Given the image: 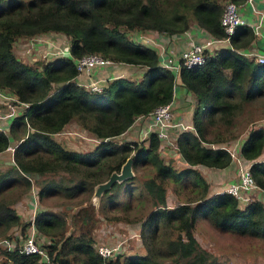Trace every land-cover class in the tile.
<instances>
[{
  "label": "trees",
  "instance_id": "trees-1",
  "mask_svg": "<svg viewBox=\"0 0 264 264\" xmlns=\"http://www.w3.org/2000/svg\"><path fill=\"white\" fill-rule=\"evenodd\" d=\"M224 2L0 0V88L28 102L25 109L8 118L4 129L0 128V151H6L10 139L16 141L11 154L14 162L3 161L0 168V235H7L12 227L19 228L14 234L25 235L33 224L49 251L51 264H232L219 259L197 239L194 230L200 218L218 231L264 240V200L255 195L241 203L228 191L210 192V182L194 166L225 167L232 162L231 154L219 142L238 133L234 98L240 93L242 99H249L263 89L264 62L241 51L258 36L250 24L236 26L230 46L207 50L203 63L182 64L178 70L195 98L194 128L180 130L175 139L185 166L176 168L163 159L154 131L142 141L115 138L139 115L173 95L174 69L160 64L153 44L133 39L130 32L152 30L171 35L196 23L209 35L222 37L226 34L220 20ZM47 32L66 35L72 57L60 55L33 63L16 53L20 38ZM90 51L144 68L138 77L119 75L102 90H90L75 80L73 59ZM71 121L99 138L93 149L67 148L58 139L56 132ZM238 151L252 161L251 174L264 190V124L252 122ZM130 154L134 170L145 164L153 168L142 180L139 192L146 198V211L136 216L141 221L143 252L102 256L95 244L97 214L106 216L104 212L113 207L125 181L130 193L135 190L133 177L115 181L103 192L97 207L88 198L94 184L119 169ZM26 171L38 176L26 175ZM32 184L39 200L52 194L72 198L88 193V197L72 212L37 206L33 218H27L19 214L15 204ZM170 186L179 196L184 191L182 199L172 205L167 202ZM0 254V264L46 263L40 253H24L6 245L0 246Z\"/></svg>",
  "mask_w": 264,
  "mask_h": 264
},
{
  "label": "built area",
  "instance_id": "built-area-1",
  "mask_svg": "<svg viewBox=\"0 0 264 264\" xmlns=\"http://www.w3.org/2000/svg\"><path fill=\"white\" fill-rule=\"evenodd\" d=\"M247 6L250 7V10L257 14V17L253 21H248L242 14L239 8V4L234 0H225L222 14L220 17L221 23L225 29V36L216 37L209 35L206 31L203 33L206 35L202 40H195L194 38L189 39L186 45L177 51L176 48L170 44L160 43L153 36H151L148 31L160 34L157 31L152 30H136L135 33L131 32V37L135 40H142L146 43L153 44L158 52L160 58V64L168 68L174 69L175 77L178 76V70L182 64L186 66H194L201 64L206 59V51L214 52L217 47L224 45L230 46V35L235 31V28L238 24L249 23L253 30L256 33L261 32V26L263 23V10L258 8L255 4V0H245ZM41 34L32 35L28 37L24 44H29L27 48H37V44L44 41L45 44H51L54 47L47 56L50 58L68 55L72 56L69 51V39L66 35L61 37H56L57 40H60L62 45L56 43L53 39L41 38ZM162 35V34H161ZM166 36H170L167 34ZM19 44H17L18 46ZM247 55L254 56V58L259 62H264V50L262 51H243ZM178 54V55H177ZM46 55V54H44ZM74 62L77 69V74L74 76L75 80L83 85L84 87L90 90H102L106 85L105 77H91V72L93 70H98L102 72V68L107 65L115 64L117 61L110 59L102 55L99 52L90 51L83 53L79 56H74ZM99 73V72H98ZM97 73V74H98ZM100 75V74H99ZM175 84V78H174ZM174 86H173V95L172 97L160 104H157L151 111L144 115H139L138 117H145L148 119V132L154 131L160 139V150L166 149L167 146L175 147V139L177 133L182 129H193L194 126L190 122H186L182 117L174 118L173 112V102H174ZM0 128L4 129L6 121L9 117L17 114L22 108L28 106V102L20 100L13 92L7 89L0 88ZM64 132L63 129L57 131V133ZM96 141H99L97 138ZM108 137H105V139ZM164 144L162 146L161 144ZM16 142L10 143L7 145V148L13 150ZM227 148L229 153L232 156V161L237 164L238 169V179L228 182L222 189L219 191H228L235 195L239 202L246 203L250 198L254 197L255 194L251 196V192L255 193L258 190H262L255 182L251 171L250 164L251 160H247L242 157L238 151L239 145L237 144H221ZM177 150V149H176ZM13 161V158L11 157ZM264 191V190H263ZM32 196L34 201L37 199V193L35 190L32 191ZM36 204V202H34ZM35 208V207H34ZM13 235V236H12ZM12 235L0 236V244L6 245L8 248L13 249L17 248L24 253H40L42 258L45 260V264H51V256L49 254L46 246L43 245V242L39 239L38 233L33 224L28 228V231L25 235H20L18 232L13 233ZM18 238L16 243L15 239ZM20 239V240H19ZM125 237H121L115 241L108 242L105 240H100L96 243L97 251L106 257L114 256L121 252L122 244L125 241Z\"/></svg>",
  "mask_w": 264,
  "mask_h": 264
},
{
  "label": "rangeland",
  "instance_id": "rangeland-1",
  "mask_svg": "<svg viewBox=\"0 0 264 264\" xmlns=\"http://www.w3.org/2000/svg\"><path fill=\"white\" fill-rule=\"evenodd\" d=\"M135 33L134 31H131ZM130 32V33H131ZM63 34L60 32H47L42 33L40 35L41 38H49V40L53 39L56 41V43L62 45L60 40H57L56 37H61ZM27 38H20L18 40L19 45L17 48L15 47L16 53L23 58V60H27L29 62H35L37 59H49L50 57L47 56L52 50H54V47L51 44H45L43 46H40L39 44L36 46L37 48H27L26 46H29L30 43L27 45L24 44ZM46 54V55H44ZM126 74V73H124ZM133 72H128L129 77L132 75ZM135 76H140L136 75ZM264 84V83H263ZM257 102V106L252 105L253 109H247L249 112H254L253 114L257 113L258 110L264 109V96H256L254 98V101ZM258 122H261V120H258L256 122H253V124H258ZM237 125L238 127H245L247 126L246 121H242L237 118ZM237 130V128L235 129ZM64 132H60L55 134L58 136V139L61 140V142L65 145L67 148L76 149L80 151H86L93 149L94 145L98 142L97 139L93 134H91L86 129L82 128L79 124H77L75 121H71L66 124V126L63 128ZM128 137L134 138V140L142 141L144 138L141 136H138L136 134L128 135ZM117 140H121V135H118L115 137ZM11 144L14 142L12 139H10ZM16 142V141H15ZM145 143H147V140H145ZM221 144V143H220ZM225 144V143H224ZM230 145V143H227ZM164 146V144H161ZM5 152H2L0 154V168H3L5 163L3 162L4 159H8L9 155L11 156L12 150L7 148L5 149ZM174 150V147L167 146L164 150H159V154L163 157L165 161H169L175 166L176 168H181L186 165L184 164V159L180 154H177L176 156L170 155V153ZM132 155V154H131ZM264 157V154L261 156ZM11 159V157H9ZM11 162V161H9ZM203 167V166H201ZM133 168V166H132ZM134 174L132 175V188L135 190L130 193L128 190L129 183L125 181V183L120 188L119 196L115 199L116 202L113 205V207H110L108 210H106L104 213H98L96 225L97 227L94 229V234H102V231L99 232V228L101 227L105 231L103 232H109V234L105 233V237H101V239L105 240H117L121 237H125V241L122 244L121 252L123 253H138L143 252V249H141V238H140V219L136 218L137 215H142L146 211V205H145V199L144 196H140L139 192L141 189V182L142 180L147 177L148 175L153 173V168L150 164H145L140 167H138L136 170H134ZM212 178V176H210ZM124 180V179H123ZM218 180V179H216ZM120 182V181H118ZM227 184V183H226ZM170 185V184H169ZM168 185V186H169ZM223 184L220 186H217L216 184L212 187V190H217L218 188H223ZM35 190V184H32L31 188L27 190L26 195L28 194V199H32V191ZM184 191H181V196L177 195L175 190L172 186H170L167 189V202L169 205L178 203L180 199H182V193ZM264 192V191H262ZM103 194V193H102ZM101 194V196H102ZM255 194L259 198H262L264 200V193H252L251 196ZM22 197V196H20ZM25 197V198H24ZM30 197V198H29ZM88 197V193H81L76 197L72 198H66L62 197L59 194H52L49 195L42 200H39V197L37 195V206L39 208L48 207L52 209H60L63 207L67 211L71 210L74 211L76 207H78L81 200L83 201V204H85V200ZM26 196H23L20 200L25 201ZM18 200V203L19 201ZM95 197L93 196V190L88 198V201L90 203H94ZM100 202V200H99ZM124 202H127L128 205L123 204ZM39 204V205H38ZM27 218H29L33 212L27 213ZM110 224H108V223ZM102 224V225H101ZM109 225V226H107ZM98 228V232H97ZM19 228L12 227L8 230L7 235H12L16 230ZM115 231H113V230ZM112 231V233H110ZM119 232V233H116ZM194 233L197 237V239L200 241V243L215 253L219 259H227L232 264H264V240L258 239V238H251L249 236L244 235H235L230 232L225 231H218L216 230L206 219H198L196 222ZM0 236H6L5 234H1ZM116 237V238H115ZM97 242L99 240L96 239ZM96 243V242H95ZM2 246V245H0ZM141 246V247H140ZM3 258V256L0 254V260Z\"/></svg>",
  "mask_w": 264,
  "mask_h": 264
},
{
  "label": "crops",
  "instance_id": "crops-1",
  "mask_svg": "<svg viewBox=\"0 0 264 264\" xmlns=\"http://www.w3.org/2000/svg\"><path fill=\"white\" fill-rule=\"evenodd\" d=\"M255 4L257 7H261V8L263 7L264 8V0H255ZM239 7H240L241 14L249 22L253 21V19L255 17H257V14L255 12H253L252 10H250L249 6H246V5L240 6L239 5ZM203 32H204L203 29H201L196 23L191 24L189 26V28L186 29L185 31L180 32V33H174V34H171L170 36H166L167 34H165V35L164 34H162V35L156 34L154 32L150 33V31H148V33L151 36H153L156 40H158V42L165 43V44L168 43V44L174 46L177 51H180V49H182L186 45V43L189 39L194 38L195 40H202L204 38V36H206ZM16 44H19L18 41ZM38 44L40 46H43L44 41H42ZM262 50H264V34L258 35L257 39L255 41H253V43L249 46V48H247L245 50V52H247V51H262ZM143 68L144 67H142L140 65H136V64H128L125 62H116L115 64L104 66L102 68V72H100L98 70H93L91 72V77H93V78L105 77L106 78V84H107V82L109 80H111L112 78H115L116 76H119V75L129 76L128 72H130V71L133 72V74L130 76H135V74L140 75ZM124 73H126V74H124ZM174 91H175V94H174L175 97H174V102H173L174 118L182 117L186 122L192 123V113H193L195 98H194L193 93L190 92L186 88L184 83L181 81L179 74H178V76L175 77ZM256 96H264V84H263V89H261L260 93L250 97L249 99H242L240 93H238L235 96L234 99L237 101L238 106L235 108L234 120L238 118L242 121H246L247 126H245V127L243 126V127L239 128L238 125L236 124L238 133L236 136H234V137L230 138L228 141H226L227 143L240 145L242 143V141L245 139L247 132H248V129L251 126L252 122H256L258 120H264V109L258 110V112L255 114H253L254 113L253 111L252 112L248 111L249 109H253L252 105L257 106L256 101L252 102V101H254V98ZM258 124H264V122H261V123L258 122ZM147 130H148V119L145 117H142V118L137 117L135 119V121L130 125V127L120 135H121L122 139H130V140H133L134 138L128 137V135H131L133 133L138 135V136H141L142 138H145L146 134L148 132ZM226 142H224V143H226ZM219 143H221V142H219ZM224 143H221V144H224ZM1 153H2V151H0V154ZM177 154H179V152L175 148L170 153V155H174V156H176ZM9 157H10V155H9ZM9 157H8V159H9ZM259 158H261V157H259ZM8 159L7 160L4 159L3 161L9 162ZM183 161H184V164L185 163L187 164V162L185 160H183ZM194 166L197 167L198 169H200L202 171V173L204 174V176L210 182V185H211L210 192H215V191L220 190L219 188L217 190H212V187L215 184L217 186H220L221 184H223V186H225L226 183H228L232 180L238 179V176H239L237 164L234 161H232L229 165H227L225 167H208V166L200 165V164H196ZM201 166H203V167H201ZM210 176H212V178ZM216 179H218V180H216ZM262 191L263 190H258L256 193H264ZM34 206H35L34 205V199L33 198L28 199V194L26 195L25 201L20 200L19 203L17 202L15 204L17 211L23 217L28 215L27 213H29V212L32 213ZM36 208H37V204H36ZM109 225H107V226H109ZM98 228H99V232L102 231V234H96L97 240L100 241V240H103V239H101V237H105L106 232H103L105 230L102 229L101 227H98ZM98 228H97V232H98ZM113 231H115V230H113ZM110 233H112V231ZM116 233H119V232H116ZM106 234H109V232H107ZM106 241L112 242L111 240L109 241L107 239H106ZM113 241H115V240H113ZM96 243H97V241H96ZM141 249H142V247H141ZM129 253H133V252H129Z\"/></svg>",
  "mask_w": 264,
  "mask_h": 264
},
{
  "label": "water",
  "instance_id": "water-1",
  "mask_svg": "<svg viewBox=\"0 0 264 264\" xmlns=\"http://www.w3.org/2000/svg\"><path fill=\"white\" fill-rule=\"evenodd\" d=\"M261 122H264V120H261ZM259 122V123H261ZM12 161V160H11ZM132 161L133 156L130 154L126 157V159L121 163L119 169H113L105 178L104 180L98 181L93 186V196L95 197L94 204L95 207L98 206L99 200L101 197V194L108 188L111 187V185L115 181H122L123 179H126L134 174L133 168H132ZM26 175L30 176H38L37 172L31 173L30 171L25 172Z\"/></svg>",
  "mask_w": 264,
  "mask_h": 264
},
{
  "label": "clouds",
  "instance_id": "clouds-1",
  "mask_svg": "<svg viewBox=\"0 0 264 264\" xmlns=\"http://www.w3.org/2000/svg\"><path fill=\"white\" fill-rule=\"evenodd\" d=\"M236 2V1H235ZM240 6H244V5H246L247 6V3L245 2V0H243V1H241V2H237ZM240 8V7H239ZM258 8H261V7H258ZM262 10H263V23H262V26H261V32L260 33H257V35H261V34H263V32H264V8L262 7L261 8ZM245 24V23H244ZM246 24H249V23H246ZM263 29V30H262ZM255 32V31H254ZM256 33V32H255ZM224 46H226V45H224ZM229 46V45H228ZM241 51H245V50H241ZM246 54V53H245ZM68 56V55H67ZM250 56V55H249ZM70 57H72V56H70ZM253 58H254V56H252ZM74 59V58H73ZM255 59V58H254ZM256 60V59H255ZM257 61V60H256ZM120 62V61H119ZM259 62V61H258ZM13 141V140H12ZM11 143V142H10ZM14 143V142H13ZM11 157V156H10ZM8 161H11V159H8ZM11 162H14V160L13 161H11ZM34 202H36V201H34ZM36 204H37V202H36ZM36 204H34L35 206V208L33 207V210H32V212L34 213L35 212V210H36ZM31 217L33 218V214L31 215Z\"/></svg>",
  "mask_w": 264,
  "mask_h": 264
}]
</instances>
